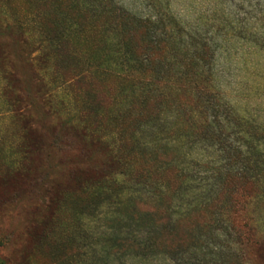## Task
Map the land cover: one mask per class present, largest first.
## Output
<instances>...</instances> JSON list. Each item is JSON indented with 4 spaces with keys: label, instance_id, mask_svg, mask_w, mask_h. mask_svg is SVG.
I'll return each instance as SVG.
<instances>
[{
    "label": "rangeland",
    "instance_id": "374dc122",
    "mask_svg": "<svg viewBox=\"0 0 264 264\" xmlns=\"http://www.w3.org/2000/svg\"><path fill=\"white\" fill-rule=\"evenodd\" d=\"M185 74L226 105L207 142ZM139 137L188 175L168 211ZM239 155L258 184L202 205ZM143 210L180 259L136 257ZM0 264H264V0H0Z\"/></svg>",
    "mask_w": 264,
    "mask_h": 264
},
{
    "label": "trees",
    "instance_id": "16d2710c",
    "mask_svg": "<svg viewBox=\"0 0 264 264\" xmlns=\"http://www.w3.org/2000/svg\"><path fill=\"white\" fill-rule=\"evenodd\" d=\"M196 67L197 66L192 60L185 65V68L189 70H193ZM195 74L197 73L195 72ZM195 74H193V80H191L192 78L190 79L187 77V74H185L186 77L181 80L184 84L191 80L207 86V88H201L199 91L194 90V92L190 93L188 96L189 102L191 104L196 103L200 108V118L198 122L199 130L203 134L202 141L207 142L209 139L207 137L210 136V134L212 136L215 128L223 123L229 124L226 119L228 117L223 115V110H225L226 105L219 94L213 90L210 78L207 75L195 77ZM157 98H161L160 94L155 95V98H153L154 101ZM250 139L251 138L248 137L246 142L250 141ZM135 141L138 150L137 153L145 158L142 160L141 164L145 169L140 165L135 171V176L138 180V187L141 188L138 192V198L140 201L139 205L143 209L149 208L152 212H156L159 209L168 211L172 208V204L177 199H186L188 197L183 192L181 193L178 191V188L176 189V184L182 185L184 181L188 180V175L185 174V171H181L178 166L175 167V164H173L172 161L167 162L161 157H157L153 153L152 147L149 146L148 143H145L141 137L137 138ZM248 155L250 156V154ZM234 159L235 164L232 167H230V164H226L224 168L212 172L216 176V191L213 190L209 192L208 196L203 200L204 204L202 205L207 206L209 209H215L216 205L220 207L224 203L231 204L232 206L236 204V198L241 193L258 184V180L252 175L253 173L251 170L244 167V165L250 163V161L248 162L247 159L242 161V155H239ZM158 164H161V166L158 167ZM167 177L168 180L171 177L172 183H170V181H165ZM150 179H153V181L149 182L151 181ZM196 201L197 200H195V202ZM194 210H196L194 206L188 205L181 218L190 216ZM142 213L144 214V217H142L143 219L139 216L134 224L138 231L137 236L134 238V248L135 253L137 254L136 257L139 259H145L147 257L169 258L172 255L180 259V257L183 256L180 247H177L175 250H170L166 246L167 235L165 233L166 229H164L165 219L161 218L157 221L151 220L153 225L149 226L148 223H145L144 218L150 217L153 219V214H149V211L144 212V210ZM145 214L148 216H145ZM154 226L158 228L159 231L157 230L152 236L150 231L146 230H149L150 227L154 228ZM251 240V243H254L253 239Z\"/></svg>",
    "mask_w": 264,
    "mask_h": 264
}]
</instances>
